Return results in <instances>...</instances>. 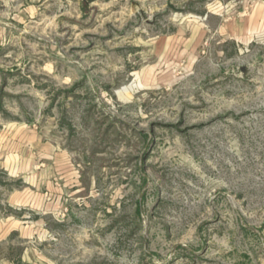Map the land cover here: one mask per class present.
Listing matches in <instances>:
<instances>
[{"label":"rangeland","instance_id":"obj_1","mask_svg":"<svg viewBox=\"0 0 264 264\" xmlns=\"http://www.w3.org/2000/svg\"><path fill=\"white\" fill-rule=\"evenodd\" d=\"M194 21L201 44L158 60ZM25 126L76 165L59 209L10 205ZM13 215L45 234L0 240V264H264V0H0Z\"/></svg>","mask_w":264,"mask_h":264},{"label":"crops","instance_id":"obj_2","mask_svg":"<svg viewBox=\"0 0 264 264\" xmlns=\"http://www.w3.org/2000/svg\"><path fill=\"white\" fill-rule=\"evenodd\" d=\"M253 13L258 14L257 9ZM248 18V19H249ZM253 19V18H252ZM247 19L241 20L244 26ZM190 29H177L175 32L157 38L158 60L174 59L186 55L188 51L199 46L207 30L204 22L190 23ZM187 28V27H186ZM7 158H18L16 169H4L10 175L22 179L24 186L10 194L13 208L30 206L36 213L59 209L63 206L62 194L66 179L73 175L76 165L68 152L56 148L50 141L38 134L30 126H25L13 137ZM39 211V212H38ZM24 216H7L0 220V240L10 234L21 239L42 238L45 234V221L41 216L26 221ZM6 264H12L7 262Z\"/></svg>","mask_w":264,"mask_h":264},{"label":"water","instance_id":"obj_3","mask_svg":"<svg viewBox=\"0 0 264 264\" xmlns=\"http://www.w3.org/2000/svg\"><path fill=\"white\" fill-rule=\"evenodd\" d=\"M88 2H93V1H96V0H87ZM169 6L172 8V9H176L173 5H171L170 3H169Z\"/></svg>","mask_w":264,"mask_h":264}]
</instances>
